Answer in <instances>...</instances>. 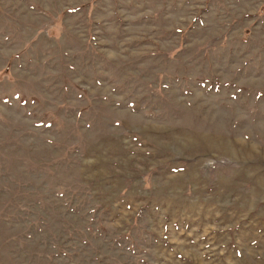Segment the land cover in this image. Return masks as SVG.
I'll list each match as a JSON object with an SVG mask.
<instances>
[{
	"label": "rangeland",
	"instance_id": "rangeland-1",
	"mask_svg": "<svg viewBox=\"0 0 264 264\" xmlns=\"http://www.w3.org/2000/svg\"><path fill=\"white\" fill-rule=\"evenodd\" d=\"M0 264H264V0H0Z\"/></svg>",
	"mask_w": 264,
	"mask_h": 264
}]
</instances>
